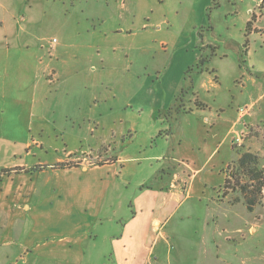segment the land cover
Masks as SVG:
<instances>
[{"label":"rangeland","instance_id":"374dc122","mask_svg":"<svg viewBox=\"0 0 264 264\" xmlns=\"http://www.w3.org/2000/svg\"><path fill=\"white\" fill-rule=\"evenodd\" d=\"M53 39L58 48L64 49V55L59 59L51 51ZM90 44L94 56L98 55L96 61L102 60L103 68L97 75H101V82L105 84V101L90 111L85 104L80 115L105 112L109 122L119 115L124 117L134 113L139 105L145 115L147 108L160 111L162 120L152 119L155 129L168 127H161L165 117L172 134L168 144H162L156 136L159 130H155L152 139L148 137L150 134L139 132L138 138L126 144L130 148L126 155L137 158L141 153L140 162L127 163L120 178L119 185L124 191L122 203L115 201L112 206H107V213L117 216L116 222L127 224L125 236H120L121 227L117 223L112 225L106 221L101 224L95 230L97 245L85 246L83 264H116L112 250L118 253L122 244L115 242L112 247L111 243L121 238L124 243L131 242V229L132 242L135 243L134 234H139V247L125 243L124 252L129 261L137 255L133 264H144L151 248L153 254L148 264H264V190L251 210L244 205L239 191H226L224 195V179L232 170L227 167L237 158L231 149L230 137H225L227 126H222L221 121L215 127L205 126L201 116H177V112H170L177 103L184 110L194 107L187 102L191 99L189 92L182 103L176 100L181 94L175 96L173 90L190 88V80L195 79L200 70L202 77L196 85L205 84L207 75L212 79L213 75L217 76L216 82L220 84L218 90H212L208 95L200 92L206 104V117L224 110L222 119L229 117L231 122L237 117L236 110L245 106L252 110L247 104L264 94V0H0V99H3V107L10 108L0 114V138L11 142L35 141L31 151L36 158L29 160L43 156L44 161L51 162L55 156H61L65 148H76L73 157L81 151L89 152L91 145L87 136H76L75 139L54 133L53 128L63 126L64 117L74 120L69 115L73 95L81 91V99L87 100L97 93L93 74L86 80L80 78L79 85L75 78L63 77L58 84L53 73L47 75L46 67L54 68L64 60L72 62L67 56L81 52ZM212 51L216 53L213 55ZM37 67L43 71L38 73L42 74V95H38L41 103L37 105L36 114H30L29 100L37 84L34 78ZM137 85L138 92L134 88ZM75 123L82 127L81 121ZM245 133L246 140L236 151L257 155L259 167L263 169L264 124L250 127ZM251 138L253 140L246 143ZM39 141L43 145L42 153V145L35 146ZM115 141L119 144V137H114L113 143L104 147H113L104 160L113 157ZM148 141L154 156L163 154L159 161L145 159L150 154L149 147L134 153L138 146ZM179 142L181 146L177 148ZM173 150L176 152L174 158L195 162L194 168L199 172L188 183L190 194L181 190L179 205L168 207L165 236H158L154 242L150 234L143 237L138 232L139 221L143 218L141 213L138 219L129 222L131 208L125 201L132 203V209L141 203L142 200L137 202L134 197L133 188L137 182H143L141 184L150 189L157 188L172 166L178 173L185 170L167 160ZM88 154L95 155L92 151ZM77 163L75 160L68 164ZM123 182L125 185L122 186ZM206 211H209L208 217L218 213V219L212 217L217 222V229L212 221L209 227L202 229ZM238 228L240 233L235 231ZM48 238L49 241L57 239ZM119 264L128 263L119 261Z\"/></svg>","mask_w":264,"mask_h":264},{"label":"crops","instance_id":"0c3cea01","mask_svg":"<svg viewBox=\"0 0 264 264\" xmlns=\"http://www.w3.org/2000/svg\"><path fill=\"white\" fill-rule=\"evenodd\" d=\"M117 33L122 32L118 31ZM51 44V51L54 57L56 59L62 57L64 49L62 47L58 48L56 46L57 42ZM90 49L91 44L77 54L68 55L67 58L72 62L64 60L60 64H56L54 68L46 67V73L47 75L53 73L58 84L63 77L66 79L75 78L76 82L79 81L77 85L81 83L80 78L86 80L87 76L93 74V81L95 82L93 83L97 86L95 87L97 93L89 96L87 100L81 99V91L78 95H73L72 100L74 99V101L70 104L72 108L69 110V115L74 120L64 117L63 122L65 124L58 128H53V131L57 134L62 133L63 135L75 137V139L76 136H87L86 138H88V142L91 145L88 151L95 153V157L89 156V152L81 151L75 158L73 155L76 148H65L63 154L55 156L51 162L44 161L43 156L37 160H29L32 157L36 158V155L31 151V145L35 141L25 139L21 142L17 140L11 142L0 138V170L10 171L7 174L0 173V264H83L86 260L87 247L85 246L91 245V247H95L97 245L98 234L95 230L106 221L112 225L117 223L121 227L120 236L124 237L127 224L121 225L119 221L116 222L117 216L114 213L109 215L107 206H112L115 201H120L118 202L119 204L122 203L124 191L119 183L121 184L122 182L120 178L123 176L125 167L127 163L140 162L138 157L141 155L139 153L141 148L147 149L149 147L150 154L145 157L148 161H159L163 156V154L162 156H154L152 154L154 150L150 145V141L147 144L144 141L142 146H138L135 149L134 153H139L137 158H130L126 155V153L129 154L130 152V148H127L126 144L138 138L139 132L150 134L148 136L149 139L155 137V130L159 129H155L156 126H154L152 119L155 117V119L161 121L160 111L147 108V115H145L144 109L141 107L139 110V105H137V111L134 113L125 114L124 117L123 114L119 115L117 119L109 122L105 112H98L97 115H88L86 113L80 115L82 106L85 104L88 107V111H90L92 107L98 108L105 101V84L101 82V75H97L103 68L101 65L102 60L96 61L98 55L95 54V57V51ZM212 53L214 55L216 51H212ZM40 71L43 73L41 68L37 67L34 77L37 84H35L34 93L29 100L31 102L30 114L32 112L36 114L37 105L41 103V99L38 98V95H42V74H38ZM211 71L215 72L213 69ZM207 76L208 81L205 84L196 85L197 80L202 77V70H200L195 79L190 80V88L188 87L185 90L183 87H179L173 90L175 96L183 93L180 100L182 103V99L186 100L189 92L192 100L188 99L187 102L194 105V107L189 106L185 110L181 107L176 114L177 116L181 114H190L194 117L201 116L205 126L211 127H215L221 121L222 126H227L225 137H230L232 149V141L236 135L246 134L245 132L248 131V128L256 127L261 123L264 124V94L255 102L247 104L252 106L249 114L240 116L238 110H236L237 117L235 121L230 122L229 117L222 119L225 114L224 110H220L222 111L221 114L206 117V104L203 102L200 92H205L208 95L212 90L220 88L219 82H216L217 76L213 75L214 79L210 75ZM183 82L186 83V79H183ZM77 88L78 86L74 88V91H77ZM84 88L85 86L82 87V89ZM134 88L138 92V85ZM188 89L190 90L188 91ZM214 93L217 95L216 92ZM101 94H103L102 99ZM215 95H213L214 98L216 97ZM2 101L3 99H0V114H4L5 110L10 111V108L6 109L5 106H2ZM125 107L127 108L128 105ZM39 112L41 113V107ZM78 116H80V119H78ZM163 119L165 120L162 121L164 124H161V127H168L164 130L160 128L156 136L157 139H161L162 144H168L172 131L167 119L165 117ZM76 120L82 122L83 129L79 125L76 126ZM198 120L200 119L198 118L195 121L196 124H198ZM53 124H56L54 120ZM149 130L151 131L150 133ZM126 131L128 132L127 136L124 135ZM114 137L116 139L119 137V144H117V141L114 142L113 157L104 160L105 154H109L113 148L105 149L104 147L107 146V143H113ZM245 140L246 138L244 142ZM252 140L251 138L246 143H250ZM39 144L42 145V142H36L35 146L37 147ZM180 146L181 142L178 143L177 148ZM245 148L247 149L248 147L245 146ZM54 151L58 154L57 149L54 148ZM173 151H171L172 154L170 153V157L167 160L174 165L183 166L185 170L182 173H178L172 166V168L167 170L166 179H162L161 184L157 188L150 189L145 186L146 184H141L143 182L134 184V197H136L137 202L142 200L141 203L138 202L133 207L134 211L132 203L127 202L128 200L125 201V205L128 204L129 209L131 208L129 222L132 223L138 219L141 213L143 218L139 221L138 232L142 233L143 237L150 234L154 242L158 236H165L163 231L167 223L168 207L178 204L181 190L186 191V194H190L191 185H188V183L194 180L199 172V170L194 168L196 166L195 162L192 163L189 160L178 157L174 158L173 155L176 152ZM40 152H43V145L40 146ZM166 157H168V153ZM94 159L99 160L98 163L92 162ZM75 160L78 161L77 165L67 168L55 167V165L68 164ZM178 167L176 166V168ZM123 183L122 186L125 185V182ZM154 198L157 200H154ZM208 212L206 211L204 214L202 229L209 227L211 221L215 224V229H217V222L213 218L218 219V216H216L218 213L214 212L208 217ZM156 223L158 224L157 227H155ZM134 228L136 229V227ZM240 230L238 228L235 231L240 233ZM134 235H136L135 243L132 242L133 230L131 229L129 235L131 242L128 243L138 248L139 234L135 233ZM50 236L53 239L57 238L56 241H49L48 237ZM112 238L110 242L113 241ZM115 242L122 244V248L118 253L112 250L116 264H119V261L133 264L137 260V255L131 257L129 261L128 256L124 252L128 243L125 242V244L122 238L116 239L111 243L112 247ZM152 254L151 248L147 253L144 264H148L149 257Z\"/></svg>","mask_w":264,"mask_h":264},{"label":"trees","instance_id":"16d2710c","mask_svg":"<svg viewBox=\"0 0 264 264\" xmlns=\"http://www.w3.org/2000/svg\"><path fill=\"white\" fill-rule=\"evenodd\" d=\"M249 25L250 23L248 22L246 25L247 31L249 29ZM182 95L183 93H181V97ZM181 97L176 100L179 102ZM175 105V109L171 110L177 112L181 107L179 103ZM170 112L168 114H170ZM232 151L236 153L237 158L230 163L232 165L227 167V170H230V167H232V170L229 172V175L226 174L224 179V195L227 194L225 193L226 191H239L244 199V205L248 210H251L254 205L257 204L258 197L264 190V168L261 169L259 167L260 159L257 155L250 152L239 153L236 151V147L234 146H232ZM71 166L72 165L70 164L55 165L56 168H67ZM9 172V170H0V173L3 174H7Z\"/></svg>","mask_w":264,"mask_h":264},{"label":"built area","instance_id":"2783aa9c","mask_svg":"<svg viewBox=\"0 0 264 264\" xmlns=\"http://www.w3.org/2000/svg\"><path fill=\"white\" fill-rule=\"evenodd\" d=\"M52 43H56V40L55 39H53L52 40ZM250 109H251V107H248V106H245V107H243V108H240V109H238V114L240 115V116H244V115H247L248 113H249V111H250ZM245 137H246V134H240V135H237L234 139H233V141H232V146H234V147H241L242 146V144H243V141H244V139H245Z\"/></svg>","mask_w":264,"mask_h":264}]
</instances>
